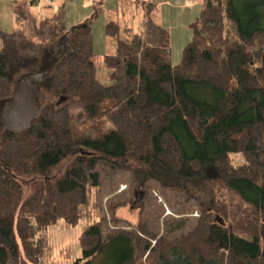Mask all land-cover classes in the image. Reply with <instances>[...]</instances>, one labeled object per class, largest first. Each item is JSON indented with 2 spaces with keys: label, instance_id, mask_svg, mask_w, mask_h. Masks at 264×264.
<instances>
[{
  "label": "trees",
  "instance_id": "1",
  "mask_svg": "<svg viewBox=\"0 0 264 264\" xmlns=\"http://www.w3.org/2000/svg\"><path fill=\"white\" fill-rule=\"evenodd\" d=\"M52 1L14 0L17 28L0 29V98L13 93L15 73L37 67L42 42L69 29L64 5ZM156 7L120 0L107 20L111 82L97 75L86 21L39 81L33 122L14 130L0 121V264L47 262L49 225L82 218L102 183L100 163L181 191L200 215L170 237L172 228L158 236L111 225L102 210L84 224L74 264H137L145 254L161 264H264V0H203L179 63ZM63 160L65 170L49 174ZM228 194L237 198L230 208Z\"/></svg>",
  "mask_w": 264,
  "mask_h": 264
},
{
  "label": "rangeland",
  "instance_id": "2",
  "mask_svg": "<svg viewBox=\"0 0 264 264\" xmlns=\"http://www.w3.org/2000/svg\"><path fill=\"white\" fill-rule=\"evenodd\" d=\"M119 1H52L53 6L64 5L68 28L78 23L90 22L93 29V50L97 75L104 82H111L108 67L106 66V69L103 64L104 56L115 51V45L106 30V23L110 16L115 15L119 7ZM154 1L157 3V7L153 12V18L169 27L172 37V61L179 63L183 58L184 47L194 37L192 23L203 8V0ZM16 28L14 0H0V29L13 31ZM42 43L44 45L43 56L40 57L42 59L39 60L37 67L28 71L40 68V65L46 61V56H44L46 50L51 55L61 48L59 40H45ZM1 44L0 40V48ZM54 48L55 50H52ZM52 59L50 58V60ZM23 73L25 72L20 70L14 74V83H18ZM43 90L39 89L40 98ZM67 163L68 160H63L52 168L49 174H61ZM100 169L102 183L99 187L92 188V196L86 205L87 207L85 209H83L84 206L82 207V218L76 224H71L65 218H60L49 225L47 236L52 250L51 256L47 262L45 261V264H74L75 259L82 254L80 236L84 224L93 218L99 219L102 210L106 213L107 221L111 225L123 224L129 228H137L139 231L142 227H149L157 232L158 236L172 228L173 231L169 233V236L173 237V232L187 231L196 224L200 210L195 199H186L181 191L165 187L156 179H149L146 182L141 181L138 172L125 169L124 165L114 168L100 163ZM227 198L228 201L223 199L227 207L230 208V206L237 204L235 195L230 197V194H228ZM212 215L216 218L220 217V220L232 229V223L229 220H223L220 212L215 211ZM117 217L120 218V221L116 222ZM141 225L144 226L141 227ZM155 241L153 239V245ZM184 248L191 254L188 245ZM201 251L207 253L203 247H201ZM157 252L159 255L160 250H157ZM137 264H161V261L159 256L151 254L148 259V254H145L143 260ZM208 264H220V261L217 259L208 262Z\"/></svg>",
  "mask_w": 264,
  "mask_h": 264
},
{
  "label": "water",
  "instance_id": "3",
  "mask_svg": "<svg viewBox=\"0 0 264 264\" xmlns=\"http://www.w3.org/2000/svg\"><path fill=\"white\" fill-rule=\"evenodd\" d=\"M86 22L73 25L59 39L63 47L72 31ZM50 68V65L23 73L13 93L0 98V121L5 129L22 130L28 127L42 109L39 94V81Z\"/></svg>",
  "mask_w": 264,
  "mask_h": 264
},
{
  "label": "flooded vegetation",
  "instance_id": "4",
  "mask_svg": "<svg viewBox=\"0 0 264 264\" xmlns=\"http://www.w3.org/2000/svg\"><path fill=\"white\" fill-rule=\"evenodd\" d=\"M47 51L48 50H46V53H45V55L44 56H46V61L44 62V65H42L41 67H44V66H48V65H50V68L48 69V71L51 69V66H52V61L54 60V59H57V57H58V55H59V51L60 50H56V52H55V54H51V55H49V53H47ZM49 56H53V57H49ZM50 58H54V59H52V60H50ZM47 71V72H48Z\"/></svg>",
  "mask_w": 264,
  "mask_h": 264
}]
</instances>
